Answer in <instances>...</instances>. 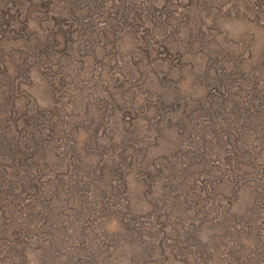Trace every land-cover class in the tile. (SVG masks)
<instances>
[{"label":"rangeland","instance_id":"1","mask_svg":"<svg viewBox=\"0 0 264 264\" xmlns=\"http://www.w3.org/2000/svg\"><path fill=\"white\" fill-rule=\"evenodd\" d=\"M139 8L55 50L56 92L31 66L9 114L0 83V264H264V0Z\"/></svg>","mask_w":264,"mask_h":264},{"label":"trees","instance_id":"2","mask_svg":"<svg viewBox=\"0 0 264 264\" xmlns=\"http://www.w3.org/2000/svg\"><path fill=\"white\" fill-rule=\"evenodd\" d=\"M151 2L147 3L148 9L147 11L146 8L144 9L143 16L139 8V0H19L16 11L12 8H2L0 5V59L4 58L5 54L8 55V51L2 45L3 41L10 44L15 39L19 42L17 51L9 52L12 60L17 61L15 75H12L6 67H1L0 63V83L7 97L5 101L9 106L7 108L9 114L14 112V104L8 101L10 97L7 94L10 91L16 92L20 88L31 66L45 70L49 84L52 83V89L56 92L53 84L55 76H51V66L53 62H56L58 67L62 66L61 59L65 57L62 55L58 60L54 57L53 54L59 46L69 53V58L66 59L71 61L75 40L80 42L85 36L88 44L96 43L98 36L103 35V32L98 30L97 23L102 15L106 17L107 27H104V30H109V33L113 34L115 23H124L129 18L136 21L141 16H146L147 21H152L155 16L151 13ZM31 19L36 23L31 24ZM156 24L157 18L150 26V31ZM10 32L14 33V37L7 36ZM15 53L18 54L17 57L12 56ZM250 152L246 151L240 154V157L237 156L238 160L233 164H227L231 163L227 161L214 164L212 168L217 170L212 175H217L219 181L215 184L223 185L224 182L227 187L237 192L240 189L241 179L250 176L246 168L244 171H237L240 170V165L244 164V155ZM255 193L257 202L264 200V186H260Z\"/></svg>","mask_w":264,"mask_h":264}]
</instances>
